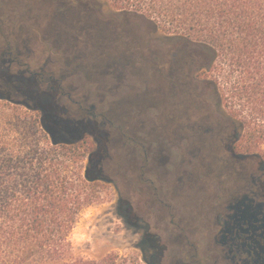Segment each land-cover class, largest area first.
Here are the masks:
<instances>
[{
  "label": "rangeland",
  "instance_id": "1",
  "mask_svg": "<svg viewBox=\"0 0 264 264\" xmlns=\"http://www.w3.org/2000/svg\"><path fill=\"white\" fill-rule=\"evenodd\" d=\"M91 13L110 30L98 33ZM154 22L117 10L113 0H0L1 133L32 144L46 116L64 141L57 146L62 158L77 155L72 173L93 162L105 178L70 235L74 257L213 264L226 251L219 236L224 190L238 181L224 168L244 165L264 187V144L256 154L246 151V135L214 84L206 101L175 94L163 70L184 40L165 34L164 18ZM206 75L223 79L217 64ZM205 107L216 136H202L193 124ZM233 131L224 143L221 132Z\"/></svg>",
  "mask_w": 264,
  "mask_h": 264
},
{
  "label": "trees",
  "instance_id": "2",
  "mask_svg": "<svg viewBox=\"0 0 264 264\" xmlns=\"http://www.w3.org/2000/svg\"><path fill=\"white\" fill-rule=\"evenodd\" d=\"M113 2L117 10L146 15L154 23L164 18L168 37H181L210 54L208 69L217 64L223 78L211 79L220 104L225 100L231 108L246 135V151L256 154L264 144V0ZM244 112L246 117H238ZM41 121L35 130L40 139L32 144L8 142L0 126V264H115L116 254L74 257L70 235L79 214L96 201L94 184L105 178L94 173L93 162L83 174L72 173L77 155L63 159L57 146L64 141L46 116Z\"/></svg>",
  "mask_w": 264,
  "mask_h": 264
},
{
  "label": "flooded vegetation",
  "instance_id": "3",
  "mask_svg": "<svg viewBox=\"0 0 264 264\" xmlns=\"http://www.w3.org/2000/svg\"><path fill=\"white\" fill-rule=\"evenodd\" d=\"M94 3L100 7L99 2L94 1ZM83 6L85 11L90 9L85 4ZM89 16L94 17L96 22L93 28L98 33L110 30L105 22L97 17L96 13H91ZM115 33L111 30V35ZM181 39L184 41L175 47L172 64L163 70V75H168L171 79L174 92L179 98H195L193 96L195 95L206 101L210 95V87L213 85L211 78L206 75L209 73L210 54L202 47ZM112 65L110 63V66ZM40 78L46 83L45 76H40ZM50 87L52 85H49ZM193 101L196 104L195 99ZM204 105L199 102L198 108L202 110ZM204 110L205 113L201 114L193 124L202 131V136L204 134L210 135V137L211 135L216 136L217 123L215 126L212 117H210L212 115L209 108L205 107ZM93 115L91 114V116ZM88 119L91 118L80 120L87 121ZM76 123L78 122L76 121ZM220 131L222 130L220 129ZM234 135V131L233 134L228 133L227 135H222L221 132V137L225 136L222 141L230 142L234 139ZM222 159L218 158V161L220 162ZM224 169L227 175H234L235 180L238 181L237 187L224 190L227 191V196L220 213L222 225L219 236L226 251L216 253L213 264H264V187L260 182L261 177L248 171L244 165L233 169L228 164Z\"/></svg>",
  "mask_w": 264,
  "mask_h": 264
}]
</instances>
